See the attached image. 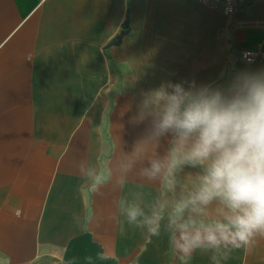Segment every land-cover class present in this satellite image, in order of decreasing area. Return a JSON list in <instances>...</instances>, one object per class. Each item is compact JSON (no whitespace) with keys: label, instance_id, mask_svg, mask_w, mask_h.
Instances as JSON below:
<instances>
[{"label":"crops","instance_id":"0c3cea01","mask_svg":"<svg viewBox=\"0 0 264 264\" xmlns=\"http://www.w3.org/2000/svg\"><path fill=\"white\" fill-rule=\"evenodd\" d=\"M261 68L264 0L233 16L198 0H0V264H181L166 218L149 237L121 211L172 198L140 164L120 183L117 161L144 127L129 117L162 81L223 85ZM109 169L93 189L89 171ZM221 264H264V240Z\"/></svg>","mask_w":264,"mask_h":264},{"label":"clouds","instance_id":"9594fccd","mask_svg":"<svg viewBox=\"0 0 264 264\" xmlns=\"http://www.w3.org/2000/svg\"><path fill=\"white\" fill-rule=\"evenodd\" d=\"M128 123L144 127L117 161L120 183L140 164L146 182L172 195L156 200L150 214L121 202L129 225L158 236L166 218L181 264L197 251L212 252L213 264H221L264 240V68L238 71L223 85L162 81L139 93ZM186 168L195 175L182 181ZM88 175L95 189L110 169Z\"/></svg>","mask_w":264,"mask_h":264},{"label":"built area","instance_id":"2783aa9c","mask_svg":"<svg viewBox=\"0 0 264 264\" xmlns=\"http://www.w3.org/2000/svg\"><path fill=\"white\" fill-rule=\"evenodd\" d=\"M203 3L207 2H220L222 4V9L224 13L229 16H233L239 9V4L242 0H198ZM258 55V52L247 50L242 53V58L246 61H253L255 57Z\"/></svg>","mask_w":264,"mask_h":264},{"label":"rangeland","instance_id":"374dc122","mask_svg":"<svg viewBox=\"0 0 264 264\" xmlns=\"http://www.w3.org/2000/svg\"><path fill=\"white\" fill-rule=\"evenodd\" d=\"M119 40H120V36L118 35V36H116V37L114 38V43H117Z\"/></svg>","mask_w":264,"mask_h":264}]
</instances>
